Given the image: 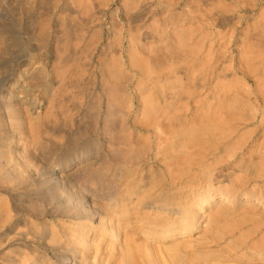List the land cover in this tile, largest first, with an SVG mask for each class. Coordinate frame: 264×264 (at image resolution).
I'll use <instances>...</instances> for the list:
<instances>
[{"label":"rangeland","instance_id":"obj_1","mask_svg":"<svg viewBox=\"0 0 264 264\" xmlns=\"http://www.w3.org/2000/svg\"><path fill=\"white\" fill-rule=\"evenodd\" d=\"M0 264H264V0H0Z\"/></svg>","mask_w":264,"mask_h":264}]
</instances>
